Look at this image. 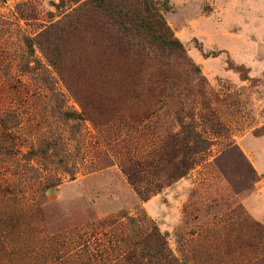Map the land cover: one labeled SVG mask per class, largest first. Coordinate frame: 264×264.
I'll return each mask as SVG.
<instances>
[{"label": "rangeland", "instance_id": "rangeland-1", "mask_svg": "<svg viewBox=\"0 0 264 264\" xmlns=\"http://www.w3.org/2000/svg\"><path fill=\"white\" fill-rule=\"evenodd\" d=\"M149 2L0 0V264H264V0Z\"/></svg>", "mask_w": 264, "mask_h": 264}, {"label": "trees", "instance_id": "trees-1", "mask_svg": "<svg viewBox=\"0 0 264 264\" xmlns=\"http://www.w3.org/2000/svg\"><path fill=\"white\" fill-rule=\"evenodd\" d=\"M131 1L125 6L120 3L112 5L111 0H90L96 9L107 10L112 15L115 29L124 38L140 39L143 45L161 54L182 53L181 44L172 37L149 0Z\"/></svg>", "mask_w": 264, "mask_h": 264}]
</instances>
